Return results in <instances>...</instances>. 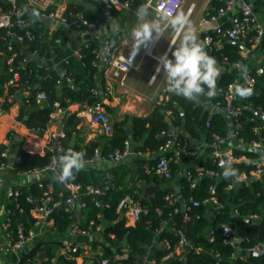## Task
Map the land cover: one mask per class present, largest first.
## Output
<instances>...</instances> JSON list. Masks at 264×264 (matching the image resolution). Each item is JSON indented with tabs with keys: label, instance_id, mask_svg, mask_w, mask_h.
I'll use <instances>...</instances> for the list:
<instances>
[{
	"label": "built area",
	"instance_id": "2783aa9c",
	"mask_svg": "<svg viewBox=\"0 0 264 264\" xmlns=\"http://www.w3.org/2000/svg\"><path fill=\"white\" fill-rule=\"evenodd\" d=\"M86 3L95 4L99 7L101 16L95 18H88L81 12H69L64 14H58L52 10V6L56 0H2L3 4L9 6L7 10L0 8V31L4 34L1 36L3 48L6 51L0 50V59L6 66L7 73L10 74L6 81L5 98L7 102H14L19 98V94H24L23 102L27 106H31L32 102L35 105H43L48 103V95L44 91L43 87L39 84L31 85L28 80L24 84L20 83V69L25 66L30 60H34L39 68H42L40 48H34L30 50V45L37 43L43 44L47 39L51 38L56 47L63 45L61 37H54L53 32L66 28L73 31L82 38L91 37L98 31H105L106 19L113 17V12L117 9H130L134 13L136 10L131 8V0H83ZM218 3L216 11L210 16V20L216 21L219 17L224 16L226 13L235 11V14L231 18L229 26H218L210 33H205L199 41L205 45V51L211 57H214L210 52H219L224 44L230 42H250L259 43L264 40V26L260 22L258 16L253 11L250 4L245 2H239V0H214ZM147 3L150 6V10L154 13L155 18L161 20L163 15L164 20L167 22L179 13L182 7V0H148ZM21 6V8H20ZM20 9H23L27 13V17H15V13H18ZM34 14L43 18H49L52 20L49 29H44L43 25H39L41 28L38 31L33 30V23L30 20V16ZM155 38V36H154ZM154 38L140 47V50L132 59L131 64L128 63L130 59L131 49L128 51L119 52L117 47L114 46L113 41L109 35H105L100 47H95L91 43H86L82 47L76 48L72 54L62 60V67L60 69V79L56 83V90L66 85L75 84V78L71 77L67 65L71 58H77L78 60H84L85 55L83 49L89 50L94 56L91 64L99 70L106 77L115 79L120 86H125V78L131 70L135 69L140 61L147 55L152 54L154 49ZM15 46H20L29 51V55L25 56L22 60L15 62L17 56ZM263 64L258 66L255 70L247 73L242 83L236 80L232 81L226 86L220 87L216 90V99H207L205 101H199L209 115L221 113L228 121L226 135L222 138L215 136L213 142H207L204 139L190 141L185 139L179 144L173 139L177 136L179 129L176 128L173 133V137L167 139L164 145H162L157 152H142L135 150L131 146V142L126 140L122 149L118 148L109 152H102L98 148L94 150V154L91 158H85V164L100 161L103 164H118L123 162L127 157L133 158H145L146 164H144V170L147 174H155L161 177L163 180L170 182L175 176L174 166L184 167V178L187 180L191 189L196 188L199 183V178L203 176H210L218 183L222 180H226L227 184L223 187V191L233 195L240 185L244 181L249 180L250 176L262 178L264 176V158L256 160V170L250 175L246 173H237L236 176L231 178H225L223 171L207 169L204 165L198 162V159L202 156L210 157L217 168H223L222 165L231 163L232 168L234 165L240 162H246L245 156H235L234 147L241 146L247 150H259L264 154V139L258 141H251L245 143L242 138L238 136V128L241 126L239 117L243 113V109L239 100L243 97L239 96L236 92L237 88H243L248 91L249 88L254 87L257 82V77L262 78L264 84V47L262 50ZM217 63V62H216ZM221 66L224 67H240V63H228L223 61ZM94 80H98V75H95ZM13 90L11 93L10 90ZM34 94H33V93ZM169 94H172L168 91ZM112 90L109 88L104 89L101 87H94L91 89L90 98H94L93 102L84 100L81 105V112L83 116H86L92 124L99 125L103 128L106 134L111 135L113 125L109 114L106 111L105 103L108 97L111 95ZM170 99L166 96V100ZM52 111L49 115L50 123L57 124L65 115V110L62 107L60 101L53 102ZM261 116H264V111L258 109ZM170 115V112H168ZM253 121L254 118H251ZM208 124V123H207ZM264 128L263 125H258L253 128L255 133H258ZM165 134V133H163ZM66 135L64 132H54L51 134L49 145L46 147L50 153L49 162L43 167H34L29 170L21 171L19 173L23 175H37L43 176L44 174L56 171V161L62 152V141ZM176 143V144H175ZM167 154H171L168 156ZM183 158H187V162L183 161ZM14 169V166L8 164V151L2 150L0 152V169ZM224 169V168H223ZM66 196L62 199L55 198L53 195L52 186H47L39 197L28 196L26 201L28 203L37 204V207L42 211L45 216H48L54 208H64L66 212L71 213L72 224L70 225V232L73 237H63L59 241V248L61 256L69 258L75 261V264H85L87 261L94 263L90 257V247L83 241L76 238L77 236H91L94 234L93 229L100 231L102 224L95 225L94 221H89L87 228L80 227L73 224V209L75 203L78 202L81 209L87 207V201L84 197H91V202L94 206L103 207L102 198L108 194L111 188V181L106 180L101 186H92L81 184H73L69 182L61 183ZM142 181H140L137 189L132 194L123 195L117 205L116 211L120 217L124 219H130L134 224L139 223L140 219H144L148 215L149 210L143 205L142 199L139 197V190ZM209 196L202 201L195 200L193 197H189L187 200L180 197L176 192L171 191L165 196V200L169 205L175 206L176 203L182 202L181 210L179 207H175L173 212L169 213L166 217H161L162 212L158 210V216L160 217V226L154 230V240L151 245L144 247V252L139 254L137 252L132 253L128 245L125 248H114V260L109 262L104 259L95 264H125L127 260L134 257L136 264H164L170 259L183 260L185 253L191 248L189 241L180 232V240L176 245L171 247L168 241L161 240L162 233H171L175 231V221L172 214L182 212V217L185 221L191 219H198L200 215H193L190 212L193 208H198L204 205L205 208L218 207L227 208L232 206L231 203L225 205L218 199V192L213 185L209 189ZM22 195V191L18 189H9L7 191V197L12 201ZM16 208H20L19 204H15ZM232 214L234 217L240 216L236 207L232 206ZM21 211V209H20ZM13 210L8 206L4 210V230L5 238L0 244V264H22V258L26 256L32 248L37 244L42 243L46 245L47 241L41 239V233L29 229L26 233L23 223H19L16 226V230L11 228ZM43 215V216H44ZM99 217V216H98ZM257 218V215H249L248 219L252 220ZM38 219V218H37ZM145 221V220H144ZM146 227L148 223L145 221ZM38 220L34 223V228L39 227ZM134 226V225H133ZM222 229L223 241L226 244L232 245L236 249L234 230L228 224L224 223L220 226ZM92 231V232H91ZM113 237V236H112ZM33 242V247L29 246V243ZM158 249L169 250L167 255L163 256L160 260L155 257V252ZM253 250V249H252ZM258 250V249H256ZM195 252L203 253L200 248L195 249ZM237 253V252H236ZM233 255V260L236 258L245 260L247 259L248 251L244 253H238ZM43 254V258L40 260L39 256ZM218 258V255H215ZM29 260V259H28ZM46 260L45 251L37 253L36 257L32 259V264H43ZM78 260L80 262L78 263ZM55 262V263H54ZM56 264V259H52V264Z\"/></svg>",
	"mask_w": 264,
	"mask_h": 264
},
{
	"label": "trees",
	"instance_id": "16d2710c",
	"mask_svg": "<svg viewBox=\"0 0 264 264\" xmlns=\"http://www.w3.org/2000/svg\"><path fill=\"white\" fill-rule=\"evenodd\" d=\"M8 8L9 6L6 4L2 6L3 10H7ZM85 16L93 18L88 13H85ZM15 17H27V13L25 10L20 9L18 13H15ZM32 28L34 31L41 29L38 24H33ZM3 34L4 33L0 31V50L6 51L5 48H3L1 40ZM54 36L61 37L63 45H65L66 38L60 30H57L54 33ZM41 45L34 43L30 45L29 51L39 47L40 57H42L44 50H42ZM93 46L96 47V45ZM49 50V48L46 50V58L50 56ZM15 51L17 54L15 62L22 60L26 56L25 51L20 46H15ZM83 53L85 55L84 60L71 58L67 65L70 76L75 78V84H66L61 90H56V83L60 79V76L57 72H53L52 77L42 83V87L48 95L47 105L41 108V105H35V103L32 102V111L26 116V119V111L24 108H21L18 119H24L26 126L31 131L40 134L47 129L50 124L49 115L52 111L51 106L56 100L60 101L62 107H66L69 103H82L84 100L93 102L95 100L94 98H90L91 89L97 86V81H95L93 77L97 75L100 70L99 68L92 66L91 62L94 56L91 52L83 49ZM210 53L214 56L217 66H221L223 61L228 63H240L243 60L239 46L232 42L224 44L219 52ZM0 66H2L1 60ZM43 74V68H39L36 61L30 60L20 69V83L24 84L25 81L28 80L31 85L37 84V82L41 80L40 78ZM9 76L10 74L7 73V75H3L0 78V96H3V84L7 81ZM234 80V75L225 72L220 81L216 82V90L228 85ZM248 91L251 92V95L245 96L239 100L243 113L239 117L241 126L238 128V136L242 138L245 143L264 139V128H262L259 134L253 131L255 126H264V117H258L256 114L258 109L264 111V84L262 78L257 77L256 85L249 88ZM10 92L12 93L13 90L11 89ZM216 98L217 95L212 98L202 95L195 101H190L181 95L173 94L168 101L155 105L154 109L148 116L131 118L132 126L130 131L124 126L129 118H126L121 123L114 124L110 141L103 153L118 148L122 149L126 140L137 145L135 150H140L142 152H157L159 148L165 144L167 139L173 137L176 128L179 129V132L173 139L176 143L179 142V144L185 139H189L190 141L204 139L207 142H213L215 136L222 138L226 135L228 126L227 119L221 113L209 115L200 104L201 101L207 99L214 100ZM4 107L8 108L10 107V104H5ZM167 112H170V115L167 116ZM167 118H169V120H167ZM251 118H254V120L252 121ZM72 120V118L67 120V126L71 127ZM73 131L72 128H69L65 133V138L67 139L70 137ZM62 144L64 150L67 151V142L62 141ZM4 148L5 147L2 146L0 151L4 150ZM95 149H97L96 144L90 143L81 148L80 151L76 149L74 151L84 153L85 159L91 158ZM167 155L171 156V154ZM234 155L237 157L245 156L247 159L246 162H240L234 165V169L237 170V173H246L247 175H250L257 168L255 162L261 158V151L247 150L241 146H235ZM49 156L50 153L46 147L38 146L31 141L25 140L17 151L16 161H14L13 166L17 172L29 170L34 167H43L48 164ZM205 156L200 157L198 162L204 165L207 169L224 171L223 168H217L210 157ZM183 161L186 163L187 158H183ZM175 167L176 166L173 165V168ZM140 179L146 183H155L157 185L161 183L155 174H146L142 172ZM66 182L81 184L83 186L90 185L89 177L85 170L75 173V178ZM58 183L59 182L55 177L43 179L41 183H36L32 185L30 189L22 191V195H20L16 201L14 200L10 202L9 207L14 212L11 228L16 230V226L19 223H23L26 233L29 229H32L34 223L37 221L34 216L37 204L28 203L26 198L28 196H41L43 190L48 184L53 185L55 190L58 191L60 190V185ZM226 184V180L217 183L214 178L206 175L199 178V183L196 188L191 189L187 180L185 178L181 179V196L183 199L187 200L189 197H193L195 200L202 201L209 196V189L214 185L218 192L219 201L225 205L231 203L232 206L237 208L240 216L234 217L229 210V207L226 208H229L228 210L219 211L213 220L214 230L209 236H207L206 230L210 225V221L205 216L206 208L204 205H201L198 208H193L190 212L193 215H200V218L198 219L193 218L185 221L182 217V212L173 213L172 217L176 223L175 231L171 233H162L160 239L168 241L173 248V246L180 240V234L178 233L180 232L189 241L191 248L186 251L183 260L170 259L164 262V264H264V257H247L245 260L236 258L233 260L232 257L236 253V249L232 245L224 243L222 229L218 227V225L234 219L240 240L239 247L241 248L242 253L252 249H258L264 255V178L259 179L255 176H250L248 184L240 185L233 195L223 191V187ZM173 190L174 189L172 188L160 189L153 198L149 200H141L143 205L149 210L148 215L144 217V220L148 223L147 227H142L139 223H136L134 226H127L126 220L120 218L116 211V205L120 198L115 195L110 199H105L103 202L104 206L101 208L93 205L91 197H84V200L87 201V207L85 208L86 223L81 226L87 228V224L91 220L94 221L95 225L102 224L100 220V218H102L105 225L107 224L104 231L105 241L110 246L118 249L123 237L127 234L129 249L132 253L137 252L141 254L144 252L142 245L149 246L152 244L154 240V230L160 226V217L158 216L157 211L160 210L162 212L161 217H166L169 213L173 212L175 207H179L181 210L182 202H178L175 206H172L164 199L166 194ZM54 197L56 199L58 198L56 193L54 194ZM16 203L19 204L20 208L15 207ZM252 214L257 215V217L260 218L259 224L253 223L250 219L249 221L246 220L248 219V216ZM71 215V213L66 212L62 207L53 214V226L59 234H65L68 231L72 224ZM98 215H100V218H98ZM56 243V245L59 244L58 242ZM52 245L53 244L51 243H48L47 245H43L42 243L37 244L26 256H24V258H22V264H32V259L35 258L40 251H45L46 260L43 261V264H52V259L55 258ZM197 248L211 254V257H208L203 253H196L195 249ZM168 251L169 250L166 249H158L155 252V257L160 260L163 256L167 255ZM216 254L218 255V258H216ZM113 255V251L105 246L104 253L101 256L94 258V261L95 263H98L107 259L109 262H113ZM56 264H75V261L60 256L56 259ZM125 264H136L134 257L127 260Z\"/></svg>",
	"mask_w": 264,
	"mask_h": 264
},
{
	"label": "crops",
	"instance_id": "0c3cea01",
	"mask_svg": "<svg viewBox=\"0 0 264 264\" xmlns=\"http://www.w3.org/2000/svg\"><path fill=\"white\" fill-rule=\"evenodd\" d=\"M148 1V0H147ZM136 4L137 8L144 2V0H131V6ZM239 2H245L251 5L253 11L258 16L260 22L264 26V0H239ZM4 4L2 3V6ZM1 6V7H2ZM218 3L214 0H182V7L179 13H182L186 16L189 24L192 27V30L197 35L198 39L205 34L212 32L218 26H229L231 18L235 14V11H231L226 13L224 16L219 17L216 21L210 20V16L213 15L216 11ZM137 8L135 10H137ZM134 10V8H132ZM52 10L56 11L58 14L73 12H81L83 14L88 13L93 18L100 17L101 12L98 6L91 3H86L83 0H56L54 5L52 6ZM122 9H116L113 13V17L110 19H106V29L105 31H98L93 34L91 37L82 38L78 34L73 31L67 30L66 28H61L60 31L64 34L65 45L56 47L53 40L51 38L47 39L42 45V53L41 63L43 65L44 74L41 76V82L38 81L37 84L42 86L43 82H46L49 78L52 77L53 72H57L60 76L59 72L61 67L63 66L62 60L69 57L72 52L79 47H82L86 43H91L92 45H96L100 47L101 42L104 36L107 34L110 36L111 40L114 43V46L117 47L119 52H126L129 50L130 45L127 39L128 32L138 24L137 17L132 10L130 13L133 17L124 16L121 17L118 13ZM152 16L155 18L154 13L150 10ZM118 14V15H117ZM162 27L164 29L163 35H161L158 39L154 38V49L152 54L145 56L138 66L128 72L125 78V86H120L117 80L110 79L102 74L101 71L98 72V80L97 86L107 89L110 87L112 90L111 95L108 97V100L105 103L106 111L109 114L112 125L123 122L126 118H129L125 122V128H131V118L133 117H146L148 116L155 105L161 104L166 100V96H171L174 94H169L167 92L168 86L166 81V74L161 69L158 73L156 71L157 67L160 63V57L164 53L169 54V58H171V51L175 47H178L183 39L184 31L188 29L185 26H181L180 30H173L169 23L161 19L160 20ZM45 29V28H44ZM59 31V30H58ZM55 31L53 32L54 36ZM55 37V36H54ZM240 54L243 58L242 62H240V67H225L227 73H231L234 75L235 80L239 83H242L244 77L247 73L255 70L258 66L263 64L262 58V50L264 47V40H261L259 43H250L244 42L239 43ZM26 56L29 55V51L25 48L21 47ZM50 49V56L45 57L46 50ZM1 60L0 66V78L4 75H7L6 66L4 62ZM145 67V76H141L138 79V76H134V73L141 70ZM246 69V71H241V69ZM6 82L3 84V96H0V150L2 146H4V150L8 151V164L13 166L14 161H16V154L21 146L22 142L25 140L31 141L38 146L47 147L50 142L51 134L54 132H64L66 133L69 128H72L74 131L70 137L67 139H63L61 141L67 142L68 150H81V148L86 145L92 143L96 144L97 148L100 151H105L108 143L110 141L111 135L103 132L102 127L96 124H92L86 116L80 114L82 108L81 103H69L66 107H63L65 110L64 117L57 124H49L47 129L42 133H37L35 131H31L25 123V120L18 119L21 108H24L26 111V116L32 111L31 106H27L23 102L24 94H19V98L14 102H7L4 100L5 91H6ZM68 103V101L66 100ZM5 104H10V107L5 108ZM46 104L41 105V108L46 106ZM167 112V116H168ZM72 118L71 127L67 126V120ZM104 133V134H103ZM75 136L74 145L71 146V137ZM133 149L136 148V144L131 143ZM1 152V151H0ZM264 158V154L261 152V158ZM144 164H146L145 158H133L127 157L123 162L108 165L103 164L98 160H95L92 163L85 164V170L89 177L90 185L92 186H101L104 181H111L110 191L106 196L102 198V202L105 199H110L112 196H117L121 198L125 194H132L138 187L140 181V176L143 173H146L144 170ZM184 165L176 166L174 169L176 171L174 178L167 182L163 180L161 177L157 176V178L161 181L160 184L155 183H146L142 181L139 197L143 198L144 188L146 186H158L160 189L172 188L174 192H176L180 197L181 196V179L184 178ZM147 174V173H146ZM56 179V171L44 174L43 176L37 175H23L13 169H0V244L4 241L5 238V230H4V210L10 205L11 199L7 197V191L9 189H18L21 191L28 190L30 187L36 183H41L43 179L49 178ZM264 178V176L262 177ZM249 180L243 182V184H248ZM60 190H55L54 186L48 184L47 186H52L53 195L56 193V196L60 199L66 196L65 190L62 184L59 182ZM41 185V184H40ZM46 186V187H47ZM151 198H148L149 200ZM79 203L76 202L74 206V215L78 210ZM104 206V204H103ZM230 208V209H229ZM229 210L232 212V206H229ZM226 208L220 209L218 207H210L206 208L205 216L209 219L210 225L207 228L206 232L210 234L214 230L213 220L217 213L222 210H228ZM44 214L39 209V207L35 208L34 216L40 223L39 227L33 226L32 229L34 231L41 233V239L47 241L48 243L53 244V252L54 257L57 259L61 256L59 245H56V242H60L59 240L63 237L71 238L73 237L71 232L68 230L65 234H59L54 226L52 218L47 221L48 216H43ZM100 218V215H98ZM234 216V215H233ZM74 218V217H73ZM122 218V217H120ZM103 228L100 231L93 229L94 232L91 236H77L79 240L83 241L90 247V257L93 260L97 258V256H101L104 253V248L107 246L112 251L114 247L110 246L104 237L105 231V223L103 219L100 218ZM127 226L135 225L130 219H125ZM260 218L257 217L252 219L255 224H259ZM85 209L80 208V216L78 217L77 222H73V224L83 227L81 225L86 222ZM233 230L236 229L234 219L227 222ZM224 224V223H223ZM89 225V223L87 224ZM222 224L218 225L220 227ZM237 230V229H236ZM91 231V232H92ZM103 242V245L100 244ZM144 248L145 245H142ZM237 252V250H236ZM114 253V251H113ZM238 254V252L236 253ZM80 260H78V263ZM87 261L85 264H95Z\"/></svg>",
	"mask_w": 264,
	"mask_h": 264
},
{
	"label": "clouds",
	"instance_id": "9594fccd",
	"mask_svg": "<svg viewBox=\"0 0 264 264\" xmlns=\"http://www.w3.org/2000/svg\"><path fill=\"white\" fill-rule=\"evenodd\" d=\"M135 15L138 24L128 32L127 37L131 49L129 64L142 45L152 40L154 36L158 39L164 32L160 20L152 16L147 0L141 3ZM161 18L164 19L165 17L161 15ZM168 23L176 31L180 30L181 26L188 29L184 31L180 45L174 46L171 51V58L167 52L162 54L156 69L158 73L162 69L166 74L168 91L181 95L190 101H195L202 95L208 98L214 97L216 95V82L220 76V69L215 58L207 54L204 43L199 41L184 14L177 13ZM241 71H246V69L242 68ZM236 92L241 97L251 95L250 91H245L243 88H237ZM84 157L85 154L82 152L63 151L56 161L57 181L65 183L74 179L75 173L85 168ZM222 167L225 178L237 175V170L232 168L231 163L222 165Z\"/></svg>",
	"mask_w": 264,
	"mask_h": 264
},
{
	"label": "water",
	"instance_id": "95a60500",
	"mask_svg": "<svg viewBox=\"0 0 264 264\" xmlns=\"http://www.w3.org/2000/svg\"><path fill=\"white\" fill-rule=\"evenodd\" d=\"M1 6H2V0H0V8H1ZM30 20H31V22L33 24L43 25V27L45 29H49L50 28V25L52 23V20L51 19H49V18H43V17L37 16V15H34V14H32L30 16ZM217 27H218V25H217ZM217 27H215L213 29H216ZM233 43L235 45H239L238 42H233ZM218 68L220 69V76H219V78H218L217 81H220L222 75L226 72V68L224 66H218ZM256 114H257L258 117H262L261 116V113L256 112ZM167 120H169V118H167ZM102 130H103V128H102ZM127 130L130 131L129 128H127ZM103 132H104V130H103ZM74 142H75V136L73 135L71 137V144L70 145L73 146L74 145ZM111 165H114V164H111ZM158 191H159V187L158 186H146L144 188L143 198H145V199L153 198L158 193ZM58 210H59V208H54L53 211L49 214V217L47 218L48 219L47 221H49V219L52 218L53 214L56 211H58ZM79 216H80V206L78 205V210L75 213V216L73 218V222H77ZM246 220L249 221V219H246ZM139 224L142 227H146V223H145L144 219H140ZM70 228H71V226H70ZM70 228H69V230H70ZM206 235L209 236L210 233L207 232ZM234 237H235L236 250H237L238 253H242V250L239 247L240 240H239L238 232H237L236 229H234ZM127 245H128V235L126 234L123 237L121 243L119 244L118 249L125 248V247H127ZM29 246L30 247H33V242H30L29 243ZM203 254L206 255V256H208V257H211V254H209V253L203 252ZM247 255H248V257H258V258H263L264 257V255L259 250H256V249L249 250L248 253H247ZM42 258H43V254H40L39 259L41 260Z\"/></svg>",
	"mask_w": 264,
	"mask_h": 264
},
{
	"label": "rangeland",
	"instance_id": "374dc122",
	"mask_svg": "<svg viewBox=\"0 0 264 264\" xmlns=\"http://www.w3.org/2000/svg\"><path fill=\"white\" fill-rule=\"evenodd\" d=\"M132 6H131V8H134V9H136L137 8V6H136V4H134L133 2H132ZM121 17H124V16H129V17H133V15L130 13V11H128V10H125V9H122L121 11H119V13H118ZM117 14V15H118ZM145 74H146V72H145V67H143L141 70H139V71H137L136 73H134V76L136 75V76H138V79L139 78H141V76H145ZM164 83H166V81H164ZM101 246L103 245V242L100 244Z\"/></svg>",
	"mask_w": 264,
	"mask_h": 264
}]
</instances>
